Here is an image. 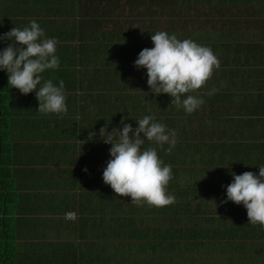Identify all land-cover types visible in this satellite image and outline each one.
<instances>
[{"label":"crops","instance_id":"obj_1","mask_svg":"<svg viewBox=\"0 0 264 264\" xmlns=\"http://www.w3.org/2000/svg\"><path fill=\"white\" fill-rule=\"evenodd\" d=\"M118 1L0 0V34L35 20L48 37L56 38L59 68L46 70L42 77L64 81L68 109L60 117L39 113L35 90L20 94L0 71L11 153L5 158L10 177L0 175L5 180L0 181V198L13 196L10 213L0 212V242L7 241L6 228L11 235V250L0 253V264H122L119 240L115 251L93 231L82 234L88 222L80 209L78 186V180L88 176L79 169L90 127L82 119L81 101L89 100L88 86L121 59V12L129 10L130 3L121 6L124 0ZM177 21L179 39L210 47L220 62L193 92L203 100L194 112L205 120L195 119L192 132L198 134L201 127L210 174L227 185L233 172L264 167V0H182ZM8 43L0 41V48ZM75 100L80 104L76 109ZM0 210H5L1 199ZM70 212L79 218L69 217ZM248 258L255 262L240 261ZM210 261L264 264V251L225 252L217 263L210 254Z\"/></svg>","mask_w":264,"mask_h":264},{"label":"trees","instance_id":"obj_2","mask_svg":"<svg viewBox=\"0 0 264 264\" xmlns=\"http://www.w3.org/2000/svg\"><path fill=\"white\" fill-rule=\"evenodd\" d=\"M165 1L169 2L166 8L162 7ZM181 4L182 0H124L121 4L130 8L121 12V23L124 24L119 35L121 43L117 45L121 59H115L116 63L102 73V78L88 86L89 100L81 101L82 119L90 124L88 144L82 146L83 162L79 169L85 171L86 168L88 176L78 180L82 190L80 209L88 222V227L82 228V234H86L87 229L93 231L95 237L104 240L106 248L114 245L115 251L119 240L122 250L143 253L159 264H210V254L217 263L225 252L264 251V242L261 241L264 229L247 223L246 210L242 205L222 202L225 195L221 191L225 192L226 182L210 174L212 163L208 161V146L206 142L202 143L207 138L201 127L198 134L192 132L194 120H205L204 117L196 116L195 112L186 114L182 108L179 112L167 94L153 95L146 84V70L133 65L142 48L153 46L150 40L152 33L163 30L177 35V11ZM164 17L168 20L165 26L161 21ZM128 19L130 24L138 21V26L132 28L130 25L128 29ZM98 84L100 88L93 89ZM191 94L194 95L193 92ZM5 101L6 92L0 79V175L7 179L10 171L5 166V158L10 151L7 144L8 111L3 110ZM79 105L75 100V109ZM144 115H154L158 122L176 131V144L170 152L165 151L167 144L157 148L158 156L164 164L171 166L173 174L167 192L175 200L167 206H137L130 202V197L115 194L102 181L103 168L110 158V145L102 142L99 129L102 126L108 131L113 127L119 129L121 118H125L124 123L135 127V119ZM183 127L184 131L181 130ZM143 147L156 145L145 141ZM258 170L250 169L253 173ZM2 177L0 181L4 182ZM0 199L5 209L0 212L7 213L13 196L9 194ZM72 213L73 216L69 217L79 218L80 215ZM7 234L10 230L6 228L7 241L4 244L0 242V253L11 250V235ZM0 263L4 261L0 259Z\"/></svg>","mask_w":264,"mask_h":264},{"label":"clouds","instance_id":"obj_3","mask_svg":"<svg viewBox=\"0 0 264 264\" xmlns=\"http://www.w3.org/2000/svg\"><path fill=\"white\" fill-rule=\"evenodd\" d=\"M3 40L11 41L0 48V71L7 74V84L24 95L35 90L39 113L64 115L68 111L64 81L53 83L42 77L46 70L59 68L56 38L48 37L39 23L32 20L28 26H15L0 34V41ZM150 40L153 46L142 48L133 61L134 67L146 70L149 91L153 95L167 94L170 103L186 114L198 110L203 100L191 93L219 68L217 56L208 46L188 38L179 39L163 30L152 33ZM124 119L121 118L119 129L113 127L108 131L105 126L99 129L102 142L110 145V158L102 171L103 183L115 194L130 197V202L137 206L162 207L173 203L175 197L167 192L173 179L172 169L158 156L157 148L167 144L165 151L170 152L176 144V131L158 122L154 115L135 119V127L124 123ZM145 141L156 147L144 148ZM231 176V182L224 186L222 202L242 205L247 223L264 229V167L259 166L257 173L233 172Z\"/></svg>","mask_w":264,"mask_h":264},{"label":"rangeland","instance_id":"obj_4","mask_svg":"<svg viewBox=\"0 0 264 264\" xmlns=\"http://www.w3.org/2000/svg\"><path fill=\"white\" fill-rule=\"evenodd\" d=\"M169 5V2L165 1L163 3L162 7H167ZM158 11V9H157ZM158 15H160V13H158ZM134 17V15H133ZM161 17V15H160ZM134 19L136 20V18L134 17ZM167 17H164V19L161 18V21L164 22L162 23L164 26L165 24H167L168 20H166ZM132 28H135L136 26H138V21H133L132 24H130ZM69 216H73V213H69ZM88 224V223H87ZM118 250V249H117ZM120 252L122 253V264H159L158 261H156V259L151 260V258H149L148 256H145L143 253H139L136 251H127V250H122L120 247ZM149 253V252H148ZM241 262H255L254 259H242L240 260Z\"/></svg>","mask_w":264,"mask_h":264},{"label":"bare ground","instance_id":"obj_5","mask_svg":"<svg viewBox=\"0 0 264 264\" xmlns=\"http://www.w3.org/2000/svg\"><path fill=\"white\" fill-rule=\"evenodd\" d=\"M39 254V253H38Z\"/></svg>","mask_w":264,"mask_h":264}]
</instances>
